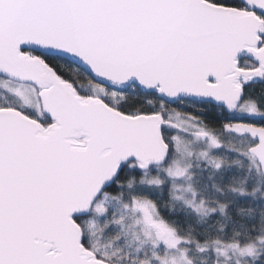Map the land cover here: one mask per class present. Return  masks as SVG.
Returning a JSON list of instances; mask_svg holds the SVG:
<instances>
[{"label":"snow or ice","instance_id":"obj_1","mask_svg":"<svg viewBox=\"0 0 264 264\" xmlns=\"http://www.w3.org/2000/svg\"><path fill=\"white\" fill-rule=\"evenodd\" d=\"M0 264H264V0H0Z\"/></svg>","mask_w":264,"mask_h":264}]
</instances>
